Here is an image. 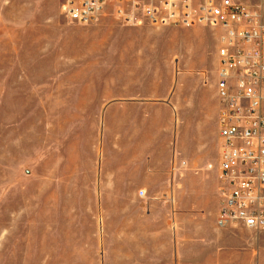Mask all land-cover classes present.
Masks as SVG:
<instances>
[{"label":"rangeland","instance_id":"obj_1","mask_svg":"<svg viewBox=\"0 0 264 264\" xmlns=\"http://www.w3.org/2000/svg\"><path fill=\"white\" fill-rule=\"evenodd\" d=\"M63 3L0 0V264H101L103 248L117 264L118 204L101 197L116 194L117 91L139 89L134 57L149 50L137 40L199 64L207 89L218 70V32L192 29L203 25H126L111 9L83 25ZM171 61L176 82L182 60ZM168 69L156 64L166 79Z\"/></svg>","mask_w":264,"mask_h":264},{"label":"crops","instance_id":"obj_2","mask_svg":"<svg viewBox=\"0 0 264 264\" xmlns=\"http://www.w3.org/2000/svg\"><path fill=\"white\" fill-rule=\"evenodd\" d=\"M192 29L220 35L203 26ZM137 43L149 48L134 57L139 60L136 67L143 70L140 87H118L117 91L116 194L112 200L105 194L101 197L102 202L118 204L117 264H264L263 233L217 225V71L207 89L194 73L199 64L187 62L176 51L159 52L158 46L151 50L158 44L154 40ZM211 53L218 67V38ZM174 57H180L183 67L176 82L171 67ZM150 60H157L155 67L144 73ZM156 64L169 67L167 79L156 71ZM159 206L165 213L160 229L154 221ZM107 261L103 248L101 264Z\"/></svg>","mask_w":264,"mask_h":264},{"label":"built area","instance_id":"obj_3","mask_svg":"<svg viewBox=\"0 0 264 264\" xmlns=\"http://www.w3.org/2000/svg\"><path fill=\"white\" fill-rule=\"evenodd\" d=\"M219 29V228L264 231V0H64L71 22Z\"/></svg>","mask_w":264,"mask_h":264}]
</instances>
